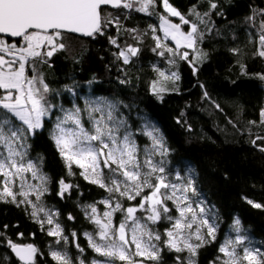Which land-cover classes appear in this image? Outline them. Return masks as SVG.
<instances>
[{
	"label": "trees",
	"instance_id": "obj_1",
	"mask_svg": "<svg viewBox=\"0 0 264 264\" xmlns=\"http://www.w3.org/2000/svg\"><path fill=\"white\" fill-rule=\"evenodd\" d=\"M169 2L187 19L197 22L203 34L196 51L178 49L189 53L195 71L189 61L167 52V47L176 48L171 41L156 48V38L162 34L160 16L180 21L166 13L162 0H156L148 12L103 7L102 14L115 21L107 24L103 35L85 38L64 32L65 48L55 52L47 63L37 61L35 72L28 71V75H39L47 84L44 99L51 110L43 119V127L27 136V157L48 177L42 203L56 212L63 232L60 237L49 236L27 205L17 207L0 201V264H23L8 246V239L35 244V264H58L52 258L53 250L64 252L70 264H92L102 258L86 236L97 232L89 212L90 206L102 209V200L112 195L86 180L78 165H71L69 174L68 163L53 139L62 108L77 104L85 110V99L96 96L117 102L120 115L141 147L149 143L143 122H155L168 148L169 168L193 170L197 189L215 210L218 229L216 237L198 249L196 264L218 263L224 237L236 220L250 238L264 245V140L257 139L264 137L260 115L264 110V80L260 79L264 57L258 54L264 50L260 45L264 0ZM211 2L217 4L216 9L210 8ZM193 8L202 16L208 14L204 23L191 14ZM182 25L190 29V25ZM130 46L139 52L124 63L119 53ZM160 51L165 54L159 55ZM197 53L204 55L197 60ZM157 69L166 76L176 72L180 79L166 81ZM162 86L164 90L160 91ZM61 180L72 185L63 196L59 195ZM121 200L124 209L140 202L139 197ZM255 203L261 207H255ZM169 224L162 218L154 226L163 233ZM161 249L164 263H174L181 256L164 242Z\"/></svg>",
	"mask_w": 264,
	"mask_h": 264
},
{
	"label": "snow or ice",
	"instance_id": "obj_2",
	"mask_svg": "<svg viewBox=\"0 0 264 264\" xmlns=\"http://www.w3.org/2000/svg\"><path fill=\"white\" fill-rule=\"evenodd\" d=\"M155 2L156 0H0V89L4 90L3 94H0V177H3L0 180V201L16 204L17 207L31 205L33 217H37L38 212H44L42 206H38L28 198L34 192L36 200L40 199V196L47 191L45 185L48 177L40 174L37 165L26 159L27 136L43 127L42 118L49 115L51 105H47L44 99L48 86L43 78L35 74L30 76L28 71L35 72L37 61L47 63L55 52L65 48L62 42L65 31L89 37L103 35L107 24L115 22L102 14L104 6L148 12ZM162 5L170 16L179 17L184 25H190V30L185 32L181 24L172 23L168 15L160 16V27L164 36L170 37L176 45L175 49L167 47V52L189 61V53L179 52L178 49L184 47L196 51L197 42L203 36L198 30V23L187 19L169 0H162ZM210 8L216 9L217 4L211 2ZM191 14L199 23H204V16L208 15L204 13L202 16L195 8L192 9ZM156 39V48L165 47L159 42V37ZM111 43L116 44V40L111 39ZM260 45L264 49V35L260 36ZM138 52V48L130 46L122 50L119 56L123 58L124 63H128L130 56H136ZM158 54L163 56L165 53L160 51ZM258 54L264 57V50L259 51ZM202 55L204 54L197 53V60ZM169 62L174 63V61ZM189 63L193 64L195 71V61ZM157 71L159 72V69ZM159 75L166 81L180 79L176 72L168 76L164 72H159ZM260 79L264 80V75H261ZM153 89L156 90L155 84ZM159 90L163 91V86ZM87 111L92 122L91 131L84 128L81 110L75 107L67 111L62 119L58 118L53 132L57 148L68 162L69 174H72L70 171L72 163H76L84 169L81 174L90 183L106 188L110 193L118 192L128 200L141 197L138 205L123 209L125 216L118 226L112 223L111 211L103 213L106 223L97 218L95 223L100 225V238L108 242L98 244L90 234H86L91 247L102 256L126 261L127 264H143V260L136 261L134 257H146L148 260L158 261L162 249L153 241H160L161 235L149 229L147 224L141 223L142 218L135 215L141 211L148 213L146 220L152 223H157L162 218L172 221V227L165 233V247L176 253L185 251L188 253L186 262L180 264H196L198 249L210 242L206 240V236L215 238L216 229L206 219H201L200 224L207 226L206 233H201L199 227L194 233L186 231L191 229L196 221L195 210L191 203H187V195H184L188 191L195 192L191 181L186 186H181L167 181L165 175H156V173L163 174L165 169L154 164L150 155L141 163L132 134L126 131L122 137L119 135L120 128L125 127V121L117 119L114 115L116 111L114 104L105 100L90 101L87 104ZM93 113H99V118L94 117ZM260 115L261 123H264V110ZM69 122L76 127L65 128L64 125ZM155 132V129L146 130V135L153 140L154 149H162V139L155 135ZM257 139L264 140V137ZM253 143L255 144V141ZM261 151H264V147ZM144 168L148 171H144ZM105 169L110 175L105 176ZM28 172L31 173L32 179L40 181L39 185L27 183L28 178L25 173ZM117 174L123 177L122 181L116 178ZM59 184L60 196L72 187L64 180L59 181ZM145 189L150 191L142 195ZM178 192L181 193L180 196L177 195ZM18 196L21 199L18 200ZM168 201L176 204L179 217L168 215L172 211L167 205ZM102 203L112 207L108 200ZM182 203L184 206H181ZM254 206L261 207L260 204ZM90 207L91 212L96 214V207ZM121 209L122 205L117 202L113 211ZM199 211L203 212L204 209L200 208ZM189 213L192 214L190 219L187 215ZM45 215L47 223L52 224V216L48 213ZM129 221L132 222L130 239L127 238L126 233ZM37 222L41 225L44 223L39 219ZM239 224L237 220V229ZM62 231L60 225L56 224L54 229L48 231V235L62 236ZM72 235L75 236V233ZM62 238L67 240V237ZM237 239L241 242L243 240L242 237ZM59 242L57 240V243ZM7 244L23 264H35L38 249L33 244H18L11 239L7 240ZM131 245H134V251L130 252ZM219 251L229 258L223 261V264H241L244 260L248 261V264H264V261L257 259L258 253L253 254L244 250L243 256H240L235 251L232 241L226 242ZM51 255L58 264H70L66 254L52 251ZM177 261H180L179 256Z\"/></svg>",
	"mask_w": 264,
	"mask_h": 264
},
{
	"label": "rangeland",
	"instance_id": "obj_3",
	"mask_svg": "<svg viewBox=\"0 0 264 264\" xmlns=\"http://www.w3.org/2000/svg\"><path fill=\"white\" fill-rule=\"evenodd\" d=\"M169 19L171 20L172 23L181 24V28H182L183 31L187 32V31L190 30V29L189 30L184 29L181 21H177V20L172 19L170 17H169ZM160 29H161V33L162 34L159 35V42L160 43H164V42L171 41L173 43V45H175V41H173L170 37L166 38L164 36L163 29L161 27H160ZM3 92H4V90H3ZM3 92H0V94H3ZM96 100H105V101H108V102L114 104L116 106V111H115L114 115L117 117V119H123V121H125L124 118H122V116L119 113V106H118V104H117V102L115 100H113V99H111L109 97H106V96H96V97H89V98L85 99V106H84L85 110H83V108L80 107L77 104H75L72 107H63L61 113L56 118L55 126H56V124L58 122V118L62 119L67 111L73 110L75 107H79L80 110H81V121H82V124H83L85 129L91 131L92 130V122L89 119V115H88V111H87V104L90 101H96ZM93 116L96 117V118H99V113H93ZM43 119L44 118H42V122H43ZM64 127L65 128H75L76 126L73 125L71 122H69V123L65 124ZM142 128H143V133L145 135H146V130L155 129L156 132L154 134L162 139L163 148L162 149H154L153 140L148 135H146V136L149 139V143L147 145H144V146L141 147L139 142H138V140H137V138H136V136H135L134 131L126 124V122H125V127L120 128L119 135L122 137L123 134L126 131L130 132L132 134V139L135 141V144L137 146V156H138V159L141 161V163H143V161L145 159H147L149 157V155H150L151 156V160H152V162L154 164L164 167L165 172L163 174L156 173V175H165L167 177V181H170L171 183H175V184H178V185H181V186H186L188 184V182L191 181L192 187L195 189V192L188 191L184 195H187V197H188L187 203H191L192 208L195 210L196 221H195V223L192 224V228L191 229H186V231L194 233L196 228L199 227L201 233H206L207 226L200 224V220L201 219H206L209 224H211V225H213L215 227V229H216L215 237H216V233H217L218 229H217V223H216L217 217H216L215 210L207 203L206 199L203 197V195L197 189L196 179H195L193 170L191 168H186L185 170L180 171V170L169 168L168 161H167L168 148H167V146H166V144L164 142V138H163V134H162L161 129L158 127V125L155 122L149 121V120H146V121L143 122V127ZM54 131H55V127H54L53 132ZM26 159L30 160V159H28V157H26ZM30 161H32V160H30ZM73 164L77 165L76 163H72V165ZM144 171H148V169L144 168ZM81 172H84V169L81 168ZM40 174H42V173L40 172ZM104 174H105V176L110 175V173L108 172L107 169H105ZM42 175H44V174H42ZM25 176L28 178L27 179V183L35 184V185H39L40 184V181L38 179H32L30 172L25 173ZM116 178L118 180H121V181L123 180V177L119 176V174H117ZM2 179H3V177H2ZM153 183H155V179H153ZM45 186L47 188V183H46ZM121 190H123V185H121ZM149 191L150 190L145 189L144 192L142 193V195L147 194ZM44 193H43V195H44ZM43 195L40 196L39 200H36V194L33 192V193H31L29 195L28 198L30 200H32L38 206H42L44 208V212H38L37 217H34V218L36 220L39 219V220L44 221L43 226L49 231L51 229H54L56 224H59V223L57 221L56 212L54 210L47 209V208L44 207V205L42 203V196ZM110 195H112V196L103 199L102 202L105 201V200H108V201H110L112 207L110 208L108 205L103 203V208L102 209H99V208L96 207V209H97L96 214H93L91 212V210H90L89 216H90V218L93 221H95L98 218L103 223H106L107 220L103 216V213L106 212V211H111L112 212V223H113L114 226H118V224L121 221H123V219H124V216H125V212L123 211L124 208L122 206L121 210L113 211V209H114L115 204L117 202H119L122 205V200H121L122 198H125V199H127V198L124 197V196H120L118 192H112V193H110ZM177 195L180 196L181 193L178 192ZM139 198L141 200V197H139ZM17 199L19 200V199H21V197L18 196ZM127 201H134V200H128L127 199ZM136 205H138V204H134V205H130V206H136ZM167 205H168V207L170 209H172V211L168 215H171L174 218L179 217V212L177 210L176 204L173 203L172 201H168ZM27 206L29 207L30 211L32 212V210H33L32 206L31 205H27ZM130 206H128V207H130ZM181 206H184V204L182 203ZM146 207H147V205H146ZM200 208H203L204 211L200 212L199 211ZM45 213H48V214H50L52 216V220H53L52 224H48L47 223V216L45 215ZM135 215L137 217H141L142 218L141 219V223L147 224V227L149 229H151L155 233H159L161 235V240L160 241H153V243H155L161 249V244L166 239L165 233H166L167 230H169L172 227V221H170L169 227H167L163 231V233H161L159 230L156 229V227L154 226V223H152L151 221H147L146 220V217L148 215L147 212L138 211ZM187 215H188L189 219L192 216L191 213H189ZM236 221H235L234 225L229 229L227 234L225 235L221 247L225 246L226 242L232 241V242H234L235 251L240 256H243L244 250H248L250 252H253V254H257L258 253L259 255L257 256V259L261 260V261H264V245L261 242L250 238L246 234V232L243 229L241 223L239 224V229H237ZM131 223L132 222L129 221V228L126 229L127 238H129V239L131 238ZM60 227H61V225H60ZM99 233H100V225L97 224V232H96V234H91V233H86V234H90L92 236V239L98 244L107 243L108 241L102 240L100 238ZM86 236H87V238L89 240L88 235H86ZM58 237H60V236H58ZM238 237H242L243 238L242 242L238 241V239H237ZM205 238L208 241L212 239V238L207 237V236ZM193 241H194V236H193ZM229 250L231 251L232 249L230 248ZM53 251H58L61 254H65L64 252L59 251V250H53ZM129 251L130 252L134 251V245H131L129 247ZM96 253H98V252H96ZM98 254H100V253H98ZM180 254H181L180 261L179 262L175 261L174 263H164L162 261L161 256H160V259L158 261L148 260L146 257H144V258L134 257V259L136 261L143 260V264H180V262H186L187 257H188V253L185 251V252H182ZM227 259H229V258L224 253H222V255L219 257V260H218L217 264H223V261H225ZM94 262H97V264H127L126 261H120V260H118L116 258L105 257V256H102V258L94 259L92 261V264H94ZM241 264H248V261H246V260L241 261Z\"/></svg>",
	"mask_w": 264,
	"mask_h": 264
},
{
	"label": "water",
	"instance_id": "obj_4",
	"mask_svg": "<svg viewBox=\"0 0 264 264\" xmlns=\"http://www.w3.org/2000/svg\"><path fill=\"white\" fill-rule=\"evenodd\" d=\"M104 7H110V6H104ZM112 8V7H111ZM66 32V31H65ZM67 33H70V32H67ZM71 34H75V35H78V36H81V37H85V38H88L89 36H85V35H82V34H78V33H71ZM30 244H33V243H30ZM35 247H36V245L35 244H33ZM11 251H12V249H11ZM13 252V251H12ZM13 254L15 255V253L13 252ZM16 256V255H15ZM17 257V256H16ZM18 258V257H17ZM35 258H36V256H35ZM19 259V258H18ZM22 262V261H21ZM23 263V262H22Z\"/></svg>",
	"mask_w": 264,
	"mask_h": 264
}]
</instances>
